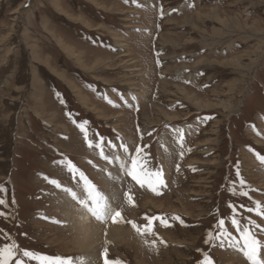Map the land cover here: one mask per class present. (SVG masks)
I'll return each instance as SVG.
<instances>
[{
  "label": "rangeland",
  "instance_id": "1",
  "mask_svg": "<svg viewBox=\"0 0 264 264\" xmlns=\"http://www.w3.org/2000/svg\"><path fill=\"white\" fill-rule=\"evenodd\" d=\"M83 121L99 134L94 145L104 138L109 157H124L121 138L133 153L142 147L163 168L161 194L116 176L120 168L88 147ZM260 157L264 0H0V247L16 243L25 264H39L25 250L102 264L103 248L126 264H198L201 250L215 264H250L227 242L205 243L221 218L240 238L229 204L242 226L255 222L264 259V216L247 210L253 201L264 206ZM237 167L248 196L232 194ZM80 172L104 193H120L115 208L125 221L144 226L146 214L157 215L169 226L155 220L153 235L126 222L118 240L104 234L83 249L85 233L71 212L85 207ZM75 194L79 201L68 198ZM101 225L103 233L114 226Z\"/></svg>",
  "mask_w": 264,
  "mask_h": 264
},
{
  "label": "snow or ice",
  "instance_id": "2",
  "mask_svg": "<svg viewBox=\"0 0 264 264\" xmlns=\"http://www.w3.org/2000/svg\"><path fill=\"white\" fill-rule=\"evenodd\" d=\"M127 2V0H126ZM161 16H163V9L161 8ZM159 55V53L157 54ZM159 63V60L157 61ZM107 99V97H105ZM123 98V97H121ZM135 99V97H133ZM108 102L112 104L113 102L109 99ZM113 106H118L113 104ZM75 122V121H74ZM89 122L83 121L78 124L80 131L84 134V139L87 142L89 148L96 147L100 151V156L105 161H108L110 164L119 161L121 168L124 172L126 177H130L132 181H134L137 185L141 188H147L151 190L153 193L159 195L160 188L166 187V181L164 179V172L162 166H153L151 160L148 158L149 154L139 146L133 145L134 153L129 150V147L126 142H123L121 138L120 147L123 149L124 157L121 155H114L109 157L105 155L104 151V138H99V143H93V135L98 136V133L93 134L88 127ZM139 131V129H138ZM178 133V143L183 146L184 144V131L182 129L177 130ZM150 135V133H149ZM143 137L141 136V139ZM108 145L115 149L117 147L116 144L112 142V140L107 141ZM191 151V149H189ZM181 157L183 153L181 152ZM126 157V158H125ZM261 161L264 162V157H260ZM54 163L65 164L68 167L70 172L78 171L76 165L73 164L71 160H59L54 161ZM177 170L179 171V165H177ZM105 171V175L108 179L115 182V177L113 173L110 171ZM80 179L83 181L82 189L85 194V207L92 215L94 219L101 223L108 224H123V223H130L131 226L136 229L138 232H141V227L143 229V233L153 234L152 225L155 220H159L160 223L164 226H169L167 219L164 216H157V215H145L144 219L147 221V224L141 226L137 224L135 221H125L124 217L120 210L113 207L110 197L104 193L103 191L99 190L98 186L91 182L83 172L79 173ZM236 176L240 177V169L237 167L236 169ZM45 179H48L45 177ZM52 185L58 186L60 183L56 179H52L49 181ZM61 191H67V189H60ZM0 191H3L0 188ZM231 191L233 195H241V196H248V191L246 190L245 180L240 177L239 179V192L237 193V188L235 183L231 187ZM125 199L128 202L134 204V200L130 192H125L124 194ZM6 201L4 199H0V205H4ZM255 204V208L247 209L249 212H256L257 215L264 216V206L261 205L259 201H253ZM229 207L233 209V215L231 216V225L240 233L239 239H234L232 234L227 230L225 227V219L221 218L216 225L218 232L209 231L207 233V239L205 240L206 244L210 246L215 244L217 241L219 242L220 247L225 246V242H227L229 247L234 248L235 250L239 251L243 255L246 256L250 264H264V259L260 258L261 253V242L257 239L256 235L252 232V226L255 225L254 221L249 220L245 226H242L241 220L238 218V214L235 212V206L229 204ZM3 215V213H0ZM173 220H180L183 223V220L179 216H173ZM57 224L61 222L57 219L54 221ZM258 227V226H257ZM107 234L105 233V236ZM158 239L161 240L162 243H165L162 238ZM152 247H157L156 240L151 242ZM202 252V259L198 262V264H215L211 256L208 254L207 251ZM19 248L16 243H5L3 247H0V264H25L23 260L18 259ZM108 249L103 248L100 252V256L102 257V264H126L125 261L122 260H110L108 258ZM23 256L30 258L31 260L38 261L39 264H73L71 259L65 260L61 256H49L44 254H37L32 251L25 250L23 252ZM87 258L83 257V264H87ZM77 264V261H76Z\"/></svg>",
  "mask_w": 264,
  "mask_h": 264
},
{
  "label": "bare ground",
  "instance_id": "3",
  "mask_svg": "<svg viewBox=\"0 0 264 264\" xmlns=\"http://www.w3.org/2000/svg\"><path fill=\"white\" fill-rule=\"evenodd\" d=\"M114 164L120 168V171H118L116 173V176H124V172L121 168L120 162L116 161L114 162ZM121 178V177H120ZM121 180V179H120ZM110 197V201L113 205V207H116V201L119 199L120 197V193L118 191H113L109 194H107ZM68 198L70 199H74L75 201H79L81 199L80 195H71ZM84 198V196H83ZM145 199V198H144ZM72 200V201H74ZM153 201V200H152ZM153 203H151L150 205H152ZM147 205V204H146ZM149 207V206H148ZM154 210V209H153ZM71 212L73 217L72 218H76L79 221V224L83 227V231L85 233V237H84V241L81 242L82 244V248H92L93 246H98L99 242L102 240L104 234L106 233L107 238L110 239L112 241L113 240H118L119 237L122 234V231H124L122 229V226L124 224H122V226L120 224H112L113 227L109 228V230L105 233H103V229H102V225L103 223L97 221L96 219H94L92 217V215H90V213L88 212V210L86 209V207H84L82 210H78L77 212L72 211ZM78 224V223H77ZM107 226V225H106ZM122 239V238H120ZM105 240V239H104ZM113 242V241H112ZM111 243V242H110ZM81 248V249H82ZM98 248V247H97ZM93 250V249H92ZM91 251V250H90ZM94 252V251H92ZM88 253V252H87ZM90 254V253H89ZM91 259H95V258H91ZM80 263V262H79ZM88 264V263H87Z\"/></svg>",
  "mask_w": 264,
  "mask_h": 264
}]
</instances>
